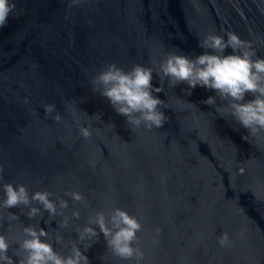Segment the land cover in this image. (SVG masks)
Masks as SVG:
<instances>
[{"label":"water","instance_id":"95a60500","mask_svg":"<svg viewBox=\"0 0 264 264\" xmlns=\"http://www.w3.org/2000/svg\"><path fill=\"white\" fill-rule=\"evenodd\" d=\"M11 2L0 27V199L3 184H24L30 194L48 190L68 199L64 213L79 210L80 218L61 229V217L45 223L47 211L33 219L23 205L0 206L9 255L23 226L39 219L67 254L90 215L120 207L140 220L135 243L143 264H264V131L253 135L202 103L214 91L197 86L188 95L187 84L172 87L156 73L152 83L163 91L154 94L164 100L167 120L132 130L92 86L108 63L158 71L168 52L199 55V38L208 32L234 31L264 57V0ZM48 104L61 120L45 114ZM88 123L93 132L85 139L79 126ZM222 233L230 238L223 247ZM86 255L91 264H103L101 257L104 264H134L114 256L103 233Z\"/></svg>","mask_w":264,"mask_h":264},{"label":"clouds","instance_id":"9594fccd","mask_svg":"<svg viewBox=\"0 0 264 264\" xmlns=\"http://www.w3.org/2000/svg\"><path fill=\"white\" fill-rule=\"evenodd\" d=\"M11 0H0V27H3L12 11ZM199 47L204 51L199 55H189L182 51L168 52L159 63L158 71L143 64H134L125 70L116 63L106 64L92 80L93 90L107 98L116 113L124 116L132 130L143 127L151 130L161 128L167 117L162 110L164 100L154 93L163 91L162 83L154 86L153 73L160 76L161 82L167 78L170 86L181 83L188 85L184 91L191 95L197 86L214 91L202 103L215 106L217 113L226 112L242 127L255 135L264 131V57L257 55L250 41H244L234 31L225 34L208 32L199 38ZM232 52L226 54V49ZM251 98H248V97ZM217 98L227 103H217ZM55 112L52 118L61 120L55 104L45 105V114ZM100 113L93 118L100 120ZM91 123L79 126V133L85 139L92 135ZM3 197L0 206L12 208L23 205L29 218H43L45 223L57 217L58 228L67 229L72 218L79 219L80 212L75 210L71 217L64 213L69 200L64 197L52 198L48 190L29 193L24 184H3ZM65 197L72 201H84L78 191H66ZM35 202V203H34ZM13 219L19 217L12 213ZM142 228L140 220L127 210L114 207L107 212H94L83 227H78V238L72 242L67 254L58 252L50 238L49 231L40 227V219L35 225L23 226V238L12 243L6 234L0 233V264H91L86 251L97 242L103 233L107 249L123 260H133L134 264H143L144 251L135 243L137 233ZM158 231V229H157ZM64 240L62 233H57L55 242ZM230 243L227 233L219 237L220 246ZM83 245V249L79 245ZM18 259L14 260L13 257ZM104 264V257H101Z\"/></svg>","mask_w":264,"mask_h":264}]
</instances>
